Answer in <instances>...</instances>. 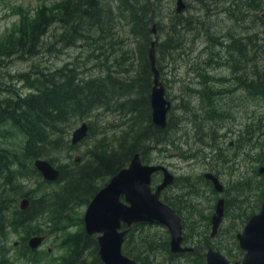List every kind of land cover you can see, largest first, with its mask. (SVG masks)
I'll return each mask as SVG.
<instances>
[{
    "label": "rangeland",
    "instance_id": "1",
    "mask_svg": "<svg viewBox=\"0 0 264 264\" xmlns=\"http://www.w3.org/2000/svg\"><path fill=\"white\" fill-rule=\"evenodd\" d=\"M75 1L77 2V0ZM102 1L111 10V25L107 24L103 26L104 30L102 29L103 32H100V34H98L96 29L95 31H91V37L85 38L84 43L76 41L77 37L74 35L72 43L68 44L66 42L68 30L61 27V23H57L59 20L55 16L56 14L58 16L63 14V6L68 3V0H0V53H3L0 58V100L10 99V97H15V95L23 96L28 94L31 88H29L30 84L28 85L25 80L29 81L42 73L49 75L50 72L61 68L70 59L77 62L78 65L76 66L81 77L102 80L104 78L103 75L108 71L106 68L108 66L109 68L116 67L114 72L116 74L114 75L117 76L119 81H123L121 82L123 85H127L126 81L132 77L136 76L138 78L141 63L136 58L135 42H133V37L129 31L130 25L128 26L125 16L118 14V10L116 9L118 0ZM152 1L155 6L153 14L155 18L154 22L159 23L164 29L162 33L166 34L169 31V26L174 23L172 14H175V0ZM229 1L208 0L210 2L208 3L207 0H183L186 4V9L179 18L186 19L188 22L183 27L177 28L179 38L177 37L173 40L175 46L170 49L173 56L168 55L161 62L158 55L156 62L160 63V68H158L161 73V79L165 84V96L174 106L170 111L172 121L169 122V125L161 133H159L160 131H156L153 137H151V132L148 133V136L144 139H148L149 141V148L147 150L150 152L142 154L141 157L144 163L154 164L162 160V156H165L164 161L167 162L166 164L172 163V166H176L177 169H175L174 173L176 176L193 173V177L189 176L192 178L190 187L193 191H191L190 195H186V201L188 202L190 212L194 216L195 231L189 225L183 223L184 244H197L195 241H197L198 235H202V243L199 247L206 248L207 246H212L232 262L233 260H240L243 253L237 245L235 233L241 231L249 213L254 210L252 207L258 203L257 201L261 193L262 176L257 172V168L259 165H264V100L258 95L247 92L244 88L245 76L251 77L254 67L251 68L250 65L253 64L249 63L246 65L247 68L243 69L244 63L235 58L238 53L233 51L234 55H230L222 50L220 43L228 38L227 35L236 36V34L245 33V31H251L250 34L255 35V39L262 43V39L264 40V23H262L259 17L262 14L264 15V0H256L255 2L260 4L259 10L256 11V17L253 11L248 12L247 16L246 14L243 15L244 8L241 7V4L244 3V0H235V5H238L237 7L240 9L237 14L244 17L240 23L232 21L224 10V8L229 7ZM70 2L72 3L67 5V7L70 6L69 9L74 6L73 1ZM42 12H45L46 16L47 14L49 16L54 15V20L47 26V32L37 52L30 56L23 55L14 46V42L18 37L16 29L19 26V19L20 17L31 18L36 13L40 14ZM62 28H64V31ZM109 29L110 31H108ZM82 31L85 33V28H82ZM211 32H213L212 35ZM10 34L12 37V47L9 45V39H7ZM214 39L217 41H214ZM256 51V55L254 56L259 58V61L255 63L257 66L264 59V51H260L259 49ZM131 53L132 56H128ZM126 56L129 57L127 60ZM239 56L244 55L241 53ZM171 57L174 58L173 62L171 61ZM205 57L213 60L216 58L220 63L214 65L213 62H210L207 64L204 62L206 60ZM167 59L168 62L163 63ZM194 61L201 63L202 66L200 67L205 69L203 72H207L206 74L209 77H213V79H210L212 87L214 89L218 87L220 88L219 91L222 92L216 96L218 106H214L213 113L221 115L222 111L226 110L228 114L223 113L222 115L228 116L231 119L224 126L228 128L229 132L227 133L225 143L221 144L222 154L227 155V158H221L220 161L215 163L216 167L220 169L218 177L225 185L220 195L214 191L211 183L202 177V173L206 171L204 166L212 165L211 162L207 164V161L201 159V150L206 144L197 141L189 131V128L194 127L195 122H200L201 120L206 122L202 111L195 108H192L190 111L184 109L186 103L181 98L184 91L187 92L185 93L186 100L193 98L191 96L192 93H188L185 87L182 88L180 85H187L190 82L194 75ZM227 64H230L231 67L237 66L238 68L233 69V73L232 69L227 67ZM122 70L127 71L121 72ZM198 71L196 72L198 73ZM236 77H238L241 86H243L239 90L232 88V84L236 83ZM190 84L192 85L193 83ZM198 85H200L199 82ZM223 89L228 90L229 93H224ZM196 96L197 98H194L189 103L194 107L200 100V97ZM220 105L222 106L220 107ZM135 115L136 112L131 110H127L126 115L122 116L118 111L109 108H96L83 118L73 116L64 131L68 132V140L72 130L83 121L89 123L90 133L88 137L84 138L76 146H73L69 150L65 148L68 153L56 151L54 155L57 157L51 162L52 165L56 167L61 161H69L72 164V159L75 156H78L81 162L85 161L87 159L86 150L93 147L95 143V147L99 145L96 139L102 136L105 142L108 141L111 144L110 146H116L123 139H129L128 134L126 136L122 135L133 128ZM143 117L140 118L138 124L141 122V125L146 127L148 123ZM0 130L7 132V135L0 136V148L9 152L20 151L24 135L9 124L0 126ZM242 136H244V145L240 146ZM119 137H122L120 141H118ZM162 137V143L172 142L173 140L174 144L182 146V151L187 152L192 158H189V160H185V158L177 159L174 156V151L169 146L162 152L157 148L154 149L157 139ZM230 142L231 144L229 145ZM198 172L201 174L199 177L196 175ZM160 178L161 173L153 175L151 180L152 189L155 188V184L160 181ZM35 181L36 178L34 177H18L16 183L20 186L21 192L28 191L30 195H33V191L30 190L33 188L37 189ZM104 183H106V179L100 185L103 186ZM180 184L181 182H176L175 185L172 184L163 190L160 193V199L162 201H165L164 198L169 199L170 196L178 192L177 186ZM243 186L244 190L242 192L241 188ZM50 188L51 186H47L45 189L49 190ZM38 190H36V195H40ZM239 191L242 193V198L241 193L240 196H237ZM234 196L235 199L237 197V200L243 199L242 202L234 201ZM217 197H222L225 200L228 199L232 204L235 203V206L229 205L225 207L228 210V220L220 224L217 233L213 237H209L208 232L210 228L208 224L206 225V218L213 211V205ZM171 201L173 202V200ZM85 207L82 204L75 208L73 219H69L71 223L74 222L70 228V232L77 231L79 228L82 229V224L79 226L76 217L82 216ZM249 208L251 209L245 210ZM244 210L248 212V216H246ZM239 212H243V214L237 217ZM255 212L256 210L253 213ZM128 234H130V238L125 239L124 245L126 243L128 249L145 262L142 263L139 259L136 260L130 255H125L133 258L139 264H169L170 260L162 248L163 240L167 242L168 233L162 225L157 223L133 225ZM20 235V232L14 233L11 231L7 234L4 241L5 254L8 261L12 264H29L26 259L20 257V249L13 244L14 241L19 242ZM59 238H62L61 234H59V237L54 233L45 235L44 241L38 249L39 251H44L47 247L50 248V252H47L49 257L46 259L49 264H52V260L53 264H59L61 257L65 255V250L61 247L64 244L60 245V242V247L57 245ZM123 252L127 253V250L124 249ZM176 261L178 264L180 262L185 263L187 258L182 257ZM39 264L42 263L40 262Z\"/></svg>",
    "mask_w": 264,
    "mask_h": 264
},
{
    "label": "trees",
    "instance_id": "2",
    "mask_svg": "<svg viewBox=\"0 0 264 264\" xmlns=\"http://www.w3.org/2000/svg\"><path fill=\"white\" fill-rule=\"evenodd\" d=\"M70 1H73L74 6L69 9L70 6L67 7V5L72 3ZM255 2L256 0H244V3L241 4V7L244 8L243 15L246 14L247 16L248 12L253 11L256 17V11L259 10L260 4ZM152 3V0H118L116 3L118 14L126 17V22L128 26L130 25V34L133 36V42H135L136 58L141 63L138 78L132 77L126 81L127 85H123L121 84L123 81H119L114 75L116 74L114 73L116 67L109 68L107 66V70L111 73L106 71L102 80L85 79L80 77L76 66L78 65L77 62L70 59L64 63L65 66L53 70L49 75L42 73L29 81L25 80L31 88L27 95L15 99L0 100V126L9 124L24 135L20 151L9 152L0 148V264H12L6 257L4 243L10 231L21 233L19 236V254L29 264H39L40 262L49 264L46 260L49 257L46 250H30L25 245L26 239L30 235H47L49 233H54L58 237L59 234L62 235L57 245L60 247L64 244L61 247L65 250V255L61 257L59 264H101L97 257L94 237L86 235L80 228L70 232L74 223H71L70 220L73 219L75 208L82 204L86 205L96 190L102 186L100 184L104 182V179L107 181L117 169L127 164L135 151L142 149L140 143H136L139 141L138 133L140 132L134 129L129 130L122 136L128 134L131 142L128 139L112 147L108 141L105 142L103 136L96 139L99 145L95 147V143L89 152L86 150L88 159L84 163L67 165L60 163L56 166L59 173L55 181L42 179L33 167V160L45 158L51 163L57 157L54 155L56 151L72 148L73 146L68 142V132H64L65 128L73 116L83 118L96 108H109L118 111L122 116L126 115L127 110H131L138 114V118L144 116L143 118L150 125L151 108L148 92L150 72L147 54L149 41L153 38L150 32L151 25L156 23L153 22L155 21L153 17L155 6ZM237 6L235 0H230L229 7L224 8V10L232 21L240 23L244 17L237 14L240 10ZM63 10L61 17L57 14L55 16L59 20L57 23H61V27L65 26L64 28L68 30L66 37L68 44L72 43L74 35L77 37L76 41L79 39L80 42L84 43L85 38L91 37L90 31L96 29L100 34L103 32L105 24L111 25V10L102 0H77V2L68 0V3L63 6ZM179 16L176 13L172 14L174 23L169 26V31L166 34L162 33L164 29L159 23L155 24L157 30V41L154 45L156 62L158 55L161 62L166 56H173L170 49L175 46L173 40L178 37L177 28L183 27L188 22L186 19H180ZM53 17L54 15L49 16L48 14L46 16L45 12L36 13L31 18L20 17L19 26L16 29L18 37L14 42V46L18 48L20 53L30 56L37 52L47 32V26L54 20ZM260 19L264 23V19L261 17ZM84 27L86 28L85 33L82 31ZM64 28H62L63 31ZM250 32H241L236 36L227 35L228 38L220 44L222 50L230 55H234L233 51L238 53L235 58L244 63L243 69L247 68V64H253L250 65L251 68L254 67L251 77L245 76L244 88L247 92L258 95L264 100V59L256 66L258 57L254 56L257 49L264 50V40L262 39V43H260L259 40L255 39V35L250 34ZM11 38V34L8 35L7 39H9V45L12 47ZM241 53L244 56H239ZM2 55L3 53H0V58ZM128 56H132V53ZM128 58L126 56V60ZM205 59L204 62L207 64L210 62H213L214 65L220 63L216 58L213 60L205 57ZM173 60L174 58L171 57L172 62ZM166 62L168 59L163 63ZM227 65L228 68L232 69V72L233 69L238 68L237 66L231 67L230 64ZM156 66L160 68V63H156ZM193 66L194 75L184 87L186 91L196 92L201 99L202 95L196 89L199 88L198 85H191L190 83H193L194 79L198 82L202 80L201 84L204 86L207 84L208 76L205 77L204 74H200L205 70L200 67L202 66L201 63L194 61ZM195 69L199 70L200 73L199 71L197 73ZM126 71L122 70L121 72ZM207 86L209 93H214L212 84H207ZM185 93L187 92L184 91L181 97L184 102L186 101ZM213 106H218L216 100ZM184 109L188 110L187 103ZM213 112L215 117L220 116ZM223 113H227L226 110ZM154 129L157 130V127ZM3 135H7V132L0 130V136ZM121 138L119 137L118 141ZM18 177L36 178L35 184L40 195H36L37 189L34 188L30 190L33 191V195H30L28 191L21 192L20 186L16 183ZM47 186H51V188L46 190ZM23 196L28 198L29 206L26 210L21 211L18 209L17 201ZM76 219L80 226V216ZM199 245L194 244L193 250L188 253H170L166 240H163L162 248L170 260L169 264H178L176 260L182 257H186L187 261L179 264H204ZM124 249L127 250V253L123 252L124 254L130 255L136 260L139 259L142 263L145 262L133 251H130L126 243L122 247V251ZM51 262L53 264V260Z\"/></svg>",
    "mask_w": 264,
    "mask_h": 264
},
{
    "label": "water",
    "instance_id": "3",
    "mask_svg": "<svg viewBox=\"0 0 264 264\" xmlns=\"http://www.w3.org/2000/svg\"><path fill=\"white\" fill-rule=\"evenodd\" d=\"M182 8L181 0H176L175 10L181 12ZM150 32L154 33L153 26ZM155 42V38L151 39L148 48L151 73L150 120L155 126L163 127L170 102L164 97L165 89L155 67ZM86 130L84 123L75 128L71 132L70 142L74 144L81 140ZM33 164L43 179L54 181L57 178L58 171L46 161L37 159ZM158 170L162 172V182L151 190L150 175ZM259 173L263 174L264 183L263 167L259 169ZM204 178L211 181L215 190H220L217 179L213 175L205 173ZM172 180L173 176L167 170L158 166L143 165L138 154H134L127 166L121 167L94 194L83 213V230L87 235L96 234L97 255L102 264H138L121 252L123 235L135 222L158 223L164 226L169 235L168 249L172 253L192 250L190 246L182 244L179 216L159 200L160 190ZM28 204L29 201L26 198L20 199L19 209H26ZM222 210V200L219 199L210 219V237L217 230ZM121 224L125 225V228L119 230ZM235 237L238 247L243 251L240 260L229 262L219 251L207 246L203 253L204 264H264V194L258 212L247 219ZM42 240L43 236L33 235L27 240V246L35 249Z\"/></svg>",
    "mask_w": 264,
    "mask_h": 264
},
{
    "label": "flooded vegetation",
    "instance_id": "4",
    "mask_svg": "<svg viewBox=\"0 0 264 264\" xmlns=\"http://www.w3.org/2000/svg\"><path fill=\"white\" fill-rule=\"evenodd\" d=\"M261 18L264 19V15L263 14L261 15ZM211 79H213V77H211ZM201 87H199L198 90H197V92L202 95L201 99L198 101V104L195 107L192 104H189L187 106V108H188L189 111L192 108L201 110L202 111V114H203V117H204V119H205L206 122H204L202 120L200 122H195L194 123V127L189 128V131H190V133L193 134V136L196 138L197 141L202 142L203 144H206L204 148L202 147V150H201L202 158L201 159L207 161V164L211 162L212 165L211 166H208V165L204 166V169L206 171L204 173H202V177H203V174H205V173H210L211 175H213L218 180V182L221 184V186H222V191H218V190H215L213 188L214 191H216V193L220 195L223 192V190L225 188V185H224V183H222L220 181V179L218 177V171H220V169H219V167H216L215 163H217V161H220L221 158L222 159H226L227 158V155H223L222 154L221 144L222 143H225V140H226V137H227V133L229 132V130L227 129V127H224V126L226 125V123H229V121H231V119H230V117L223 116L222 114L220 116H217V117H215L212 114V112H213V109L212 108H214V106H213L214 100L216 99V96L215 95H218V93L219 94L222 93L221 91H219L220 88L216 87V90L213 88L214 89L213 90L214 93H212V92L209 93V89H208L207 84L204 85V86H201ZM232 88H234L235 90L236 89L239 90L240 88H243V86H241V82L238 79V77H236V83L232 84ZM223 91H224V93H229L228 90L223 89ZM188 93H192L191 96H193V98L191 100H193L194 98H197L196 95H198V94L196 92H193V91L188 90ZM195 93H196V95H194ZM191 100H187L188 103H190ZM170 121H172L171 118L168 119L166 126L164 128H161V129H165L169 125V122ZM217 121H218V123H217ZM219 122L220 123L223 122V123H221L222 125ZM215 123H216V125H215ZM217 125H219V126H217ZM215 128H217V129L215 130ZM150 129L151 128H149L148 125H146V127L143 129L142 133L140 134L139 141L136 142V143H140V146H142V149L139 150V151H135L130 156L129 159H131V157L134 154H138L141 164L147 165V166H158V167H161V168L167 170L169 172V174H171L173 176V180L169 184H167L160 191V193L163 190H165L166 188H168L169 186H171L172 184L175 185L176 182H181V184L179 186H177L178 192H176L172 196H170L169 199L168 198H164L166 202L165 201H163V202L166 205H168L171 209H173L178 214V216L181 218V220H182L183 223L189 225L193 229V231H195L194 230V216L190 212V209L188 207V202L186 201V195L190 194V192L193 191L192 188L190 187V184H191V180H192L191 177H193L194 175H193V173H188V174L177 175L176 176V174H174L175 173V169H177L176 166H174V165L172 166L171 165L172 163L166 164L167 162L164 161V157L165 156H162V160H160L158 163H154V164L144 163V161H143V159L141 157L142 154L144 155V154L150 152V151L147 150L149 148V141H148V139H144V138L146 136H148V133H150V132H151L150 133L151 134V137L154 136V133L157 130L160 131V133L162 132V130H159V129H157V130H155L154 128H152V130H150ZM218 134H220V135H218ZM221 136H223V137H221ZM219 137H220V140L222 139L221 141L219 140ZM162 140H163V137L157 139L156 146H154V149L157 148L160 152H162V151H165V148L167 146H169L171 148V150L174 151V153H175L174 156L177 159L180 160L181 158H185V160H189V158L190 159L192 158L191 155H189L187 152H183L182 151V149H181L182 146L174 144L173 143V140H172V142H168V143H165V142L162 143ZM240 140H241L240 141L241 142L240 143V146L241 145L243 146L244 145V136H242ZM128 141H130V139ZM249 141H251V140H249ZM236 143H237V140H236ZM212 144H213V146H212ZM230 144H231V142L229 143V145ZM208 146H210V147H208ZM235 146H237V145L235 144ZM249 146H250V144H249ZM206 148H209V149H206ZM206 150H208L209 152L206 151ZM220 153H221V155H220ZM208 156H210V157H208ZM236 166L238 168V164ZM261 167H264V165H259L258 166V168H257V172L258 173H259V169ZM118 170L119 169H117L113 174H115ZM155 173H161V172L160 171L159 172H157V171L152 172L151 175H150V179L151 180H152V177H153V175ZM199 173L200 172H198L196 174L198 177L201 175ZM259 174L261 176H263L262 173H259ZM189 176H191V177H189ZM162 178L163 177H162V174H161L160 181L158 183H156L155 186H157L158 184H160L162 182ZM260 189H261V193H260L259 199L257 201L258 203H256L255 206L252 207V209H254V210L253 211L251 210L252 212L249 213V216H248V212H246V211L250 210L251 208L245 209L246 211L244 210L246 216H248L246 218L245 222L247 221V219L251 215H253L256 212H258V210H259V208L261 206L262 199H263V194H264V183H263V180H262V187ZM241 190L243 192L244 186H243V188H241ZM160 193H159V197H160ZM240 193H241V191L238 192V195L237 196H240ZM241 198H242V193H241ZM241 198H240V200H237V197L235 199V196H234V201L237 200V202H239V201L242 202L243 199H241ZM219 199H222V201H223V212H222V218H221V220H220L217 228H219L220 224L223 223L225 220H228L227 219L228 218L227 217L228 210H226L225 207H227L229 205L235 206V203L232 204L228 199L225 200L222 197H217V199L215 200V203L213 205V211L210 213V216H208V218H206V225L208 224L209 225V228L211 227V223H210L211 216L214 213L215 205H216V203H217V201ZM171 200H173V202ZM255 210H256V212L253 213ZM241 214H243V212H239L238 215H237V217H240ZM245 222H244V224H245ZM238 232L239 231H237L235 233V235ZM129 238H130V234L127 235V239H129ZM195 243H197V244H201L202 243V235L201 236L198 235V239H197V241H195ZM200 248H202V247H200Z\"/></svg>",
    "mask_w": 264,
    "mask_h": 264
},
{
    "label": "bare ground",
    "instance_id": "5",
    "mask_svg": "<svg viewBox=\"0 0 264 264\" xmlns=\"http://www.w3.org/2000/svg\"><path fill=\"white\" fill-rule=\"evenodd\" d=\"M225 2H226V0H224ZM181 3L183 4V8H182V10H181V12H177L176 10H175V8H176V0H175V8H174V13H176V14H178V15H181V14H183L184 13V11H185V9H186V4L183 2V0H181ZM153 4V3H152ZM197 5V4H196ZM195 5V6H196ZM226 5V4H225ZM151 6V5H150ZM198 7V6H197ZM206 7V6H205ZM207 9H208V7H206ZM203 9V8H202ZM260 12V11H259ZM134 13V12H133ZM235 15V14H234ZM229 16V15H228ZM252 17V16H251ZM193 18V17H192ZM154 19V18H153ZM196 20V19H195ZM236 20V19H235ZM86 21V20H85ZM244 21V20H243ZM106 22V21H105ZM154 22V21H153ZM183 22V21H182ZM193 23V22H192ZM206 23V22H205ZM254 23V22H253ZM75 24V23H74ZM136 24V23H135ZM155 24L156 23H153L151 26H153V28H154V33H152V35H153V37H155V41H157V30H156V27H155ZM202 24V23H201ZM81 25V24H80ZM106 25V24H105ZM98 26V25H97ZM238 26V25H237ZM63 27H65V26H63ZM96 27V26H95ZM207 27V26H206ZM85 28V27H84ZM92 28V27H91ZM90 28V29H91ZM202 28V27H201ZM86 29V28H85ZM95 29V28H94ZM134 29V28H133ZM216 29V28H215ZM215 29H214V31H215ZM97 30H98V28H97ZM129 30H130V28H129ZM151 30V29H150ZM190 30V29H189ZM230 30V29H229ZM72 31V30H71ZM88 31V30H87ZM176 31V30H175ZM213 31V30H212ZM217 31V30H216ZM82 32V31H81ZM91 32V31H90ZM160 32H161V30H160ZM131 33V32H130ZM141 33V32H140ZM237 33V32H236ZM76 34V33H75ZM89 34V33H88ZM134 34V33H133ZM181 34V33H180ZM197 34V33H196ZM213 34V32H211V35ZM217 34V33H216ZM72 35V34H71ZM131 35V34H130ZM150 35V34H149ZM197 36V35H196ZM218 36V35H217ZM133 37V36H132ZM162 37V36H161ZM212 37V36H211ZM220 37V36H219ZM179 38V37H178ZM212 38H214V37H212ZM229 38H231L230 36H229ZM153 39V38H152ZM158 39H159V37H158ZM83 40V39H82ZM162 40V39H161ZM198 40V39H197ZM78 41H79V39H78ZM209 41V40H208ZM214 41H217V40H215L214 39ZM233 41V40H232ZM226 43V42H225ZM211 45H212V43H211ZM221 45V44H220ZM255 45V44H254ZM165 46V45H164ZM178 46V45H177ZM208 46V45H207ZM236 46V45H235ZM218 48V47H217ZM236 48V47H235ZM251 51V50H250ZM264 51V50H263ZM48 52V51H47ZM92 55V54H91ZM167 57V56H166ZM259 59V58H258ZM238 60V59H237ZM226 61V60H225ZM259 61V60H258ZM65 66V65H64ZM155 67H156V69H157V71H158V73H159V76L161 75V73H160V70L157 68V66H156V64H155ZM192 68V67H191ZM196 70V69H195ZM197 71V70H196ZM109 72V71H108ZM109 73H111V72H109ZM195 73V72H194ZM200 73V72H199ZM207 72H201V74H204L205 75V77L206 76H208L207 74H206ZM199 75V74H198ZM203 75V76H204ZM37 76V75H36ZM104 76V75H103ZM111 76V75H110ZM78 77V76H77ZM81 77V76H80ZM83 78H85V77H83ZM87 78H91V77H87ZM86 79V78H85ZM210 79H211V77H209L208 76V78H207V82H209V84H210ZM159 80H160V82L162 83V85L165 87V84H164V82L162 81V79H161V76H160V78H159ZM200 81V80H199ZM201 82H202V80L199 82L200 83V85H198V81L195 79L194 81H193V84H195V85H198V87H200V86H202V84H201ZM81 83V82H80ZM194 85V86H195ZM183 86H184V84H181L180 85V87H182L183 88ZM202 88V87H201ZM241 89V88H240ZM208 90V89H207ZM216 90V89H215ZM194 92V91H193ZM105 93V92H104ZM219 94V93H218ZM215 96H217V95H215ZM16 97H19V96H15V97H10L11 99H15ZM216 100V99H215ZM214 100V101H215ZM149 103H150V101H149ZM184 103H187V106L189 105V103H188V101L186 100ZM216 103V102H215ZM222 105H220V107H221ZM174 106H173V104L172 103H170L169 104V108H168V110H167V112H166V115H165V123H164V126L163 127H158V126H155L152 122H151V120H150V125L149 124H147L148 125V127L149 128H151L150 130H152V128H154V127H157V129H159V130H163V129H161V128H164L165 126H166V124H167V121H168V119L171 117V113H170V111L172 110V108H173ZM151 108V107H150ZM212 109H214V108H212ZM223 112V111H222ZM138 114H136L135 115V117H134V121H135V124H134V126H133V128L131 129V130H138L140 133H138L139 135L142 133V131H143V129L145 128V127H143L142 125H141V122L138 124V122L140 121V118H138V116H137ZM224 115H226V114H224ZM227 117V116H226ZM79 118V117H78ZM82 118V117H81ZM168 118V119H167ZM174 119V118H173ZM176 119V118H175ZM216 119V118H215ZM224 119V118H223ZM217 120V119H216ZM82 123H84L85 125H86V129H87V134H86V137H88V135H89V133H90V126H89V123H86V122H82ZM81 123V124H82ZM183 123V122H182ZM217 123H218V121H217ZM220 123V122H219ZM221 123H223V122H221ZM220 123V124H221ZM80 124V125H81ZM205 124V123H204ZM80 125H78V126H80ZM215 125H216V123H215ZM222 125V124H221ZM78 126H76L75 128H77ZM217 126H219V125H217ZM246 127V126H245ZM74 128V129H75ZM73 129V130H74ZM217 128H215V130H216ZM228 129V128H227ZM72 130V131H73ZM130 130V131H131ZM156 130V129H155ZM204 130V129H203ZM227 131V130H226ZM225 131V132H226ZM96 132H99V131H96ZM101 132V131H100ZM160 133V132H159ZM216 133V132H215ZM220 133V132H219ZM224 133V132H223ZM93 134H95V133H93ZM60 135V134H59ZM167 135V134H166ZM218 135H220V134H218ZM217 135V136H218ZM225 135V134H224ZM101 136V135H100ZM67 137H68V135H67ZM221 137H223V136H221ZM70 138H71V133H70ZM69 138V139H70ZM109 138V137H108ZM253 138V137H252ZM99 139V138H98ZM130 139V138H129ZM217 139V138H216ZM125 140H128L127 138L126 139H123L122 141H125ZM219 140H220V137H219ZM222 140V139H221ZM220 140V141H221ZM248 140H249V138H248ZM121 141V142H122ZM121 142H119V143H121ZM218 142V141H217ZM119 143H117V144H119ZM219 143V142H218ZM217 143V144H218ZM114 144V143H113ZM111 145V144H110ZM215 145V144H214ZM115 146V145H114ZM212 146H213V144H212ZM110 147H112V146H110ZM208 147H210V146H208ZM217 147V146H216ZM71 149V148H70ZM68 150V149H67ZM161 150V149H160ZM64 151V150H63ZM63 151H61V152H63ZM65 151H66V149H65ZM87 151H89L88 149H87ZM60 152V153H61ZM88 154V153H87ZM90 155V154H89ZM220 155H221V153H220ZM88 157V156H87ZM208 157H210V156H208ZM214 158V157H213ZM216 158V157H215ZM88 159V158H87ZM216 160V159H215ZM218 160V159H217ZM61 163L63 164V165H67V164H70L69 163V161L68 162H62L61 161ZM214 166V165H213ZM264 168V167H263ZM114 174H112L111 176H113ZM110 176V177H111ZM109 177V178H110ZM108 178V179H109ZM107 179V180H108ZM217 182H218V180H217ZM218 184H219V188H220V190H218V191H222V186H221V184L218 182ZM192 186V185H191ZM164 188V187H163ZM162 188V189H163ZM100 189V188H99ZM161 189V190H162ZM160 190V191H161ZM160 193V192H159ZM191 193V192H190ZM190 195V194H189ZM222 200V199H221ZM222 207H223V201H222ZM222 212H223V210H222ZM221 218H222V214H221V216H220V220H221ZM219 220V221H220ZM217 227H218V225H217ZM42 245V242H40V244L38 245V246H41Z\"/></svg>",
    "mask_w": 264,
    "mask_h": 264
}]
</instances>
